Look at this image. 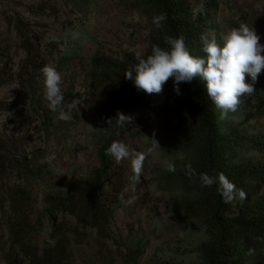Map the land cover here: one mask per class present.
<instances>
[{"label": "trees", "instance_id": "trees-1", "mask_svg": "<svg viewBox=\"0 0 264 264\" xmlns=\"http://www.w3.org/2000/svg\"><path fill=\"white\" fill-rule=\"evenodd\" d=\"M67 1L80 7L90 0ZM123 4L147 29L141 57L149 55L153 45L166 48L168 37L180 36L190 54L200 56V38L215 31L214 17L222 1L125 0ZM160 15L165 19L157 27L153 19ZM136 57L130 51L94 56L84 69L85 92L62 99L65 106L60 107L67 111L70 103L85 104L89 95L95 97L96 124L90 139L96 165L63 192L47 195L44 211L33 223L30 193L20 188L13 191L8 199L19 234L16 243L26 246L45 216L49 231L40 254L34 257L35 264H66L70 243H84L87 232L101 248L107 244L124 248L112 229L115 206L137 173L135 159L142 158L139 172L144 171L147 148L143 152V145L156 152L158 165L149 184L160 196L169 230L178 236L172 258L168 256L171 260L156 264H264V133H252L231 119L264 117V101L256 85L223 120L198 78L181 83L179 95L169 78L161 91L164 104L159 106L125 79ZM245 82H249L246 77ZM120 114L127 116L123 124L118 122ZM113 143L125 145L129 155L119 161L108 155ZM126 249L124 261L134 263V253Z\"/></svg>", "mask_w": 264, "mask_h": 264}, {"label": "rangeland", "instance_id": "rangeland-1", "mask_svg": "<svg viewBox=\"0 0 264 264\" xmlns=\"http://www.w3.org/2000/svg\"><path fill=\"white\" fill-rule=\"evenodd\" d=\"M124 1L90 0L75 7L67 0H0V264H35L34 257L40 254L49 231V221L42 216L31 241L26 246L16 243L19 234L9 208L10 194L17 188L30 193L33 223L44 211L47 195L63 192L96 165L90 139L96 124L95 97L89 95L85 104L70 103L67 111L61 105L52 111L41 70L51 66L60 74L64 100L68 94L85 92L84 69L94 56L124 51L141 56L147 29L125 8ZM220 1L214 17L216 29L209 36L220 40L227 30L243 24L253 28L264 44L263 0ZM255 85L264 101V69ZM146 96L156 105L164 104L161 92ZM60 111L69 119H59ZM232 118L252 133H264V117ZM141 147L142 151L147 148L144 171L131 176L124 198L115 206L112 229L125 247L107 244L101 248L87 232L84 243H70L66 264H156L172 258L177 235L169 230L160 196L149 184L158 165L156 152ZM126 246L134 253V263L124 261Z\"/></svg>", "mask_w": 264, "mask_h": 264}, {"label": "clouds", "instance_id": "clouds-1", "mask_svg": "<svg viewBox=\"0 0 264 264\" xmlns=\"http://www.w3.org/2000/svg\"><path fill=\"white\" fill-rule=\"evenodd\" d=\"M164 19L163 15L155 17L153 24L159 27ZM200 40L203 55L197 56L190 54L182 36L168 37L165 40L166 48L157 44L152 46L151 53L146 57L137 54L136 63L124 73L125 79L130 80L138 91L159 94L171 78L173 91L179 95L181 83L190 84L198 78L203 82L208 98L219 111L220 119H225L230 112L237 110L242 96L254 92L253 85L264 69V44L260 43V37L253 28L243 24L227 30L219 42L214 35H202ZM41 71L45 97L50 102L51 110L56 111L62 102L60 74L51 66H45ZM246 75L249 82H245ZM124 117L127 116L120 114V124L124 123ZM58 118L67 120L69 116L60 111ZM107 154L119 161L126 158L129 152L125 145L113 143ZM141 159L137 158L133 163L137 173ZM231 191L232 186L228 185V192Z\"/></svg>", "mask_w": 264, "mask_h": 264}, {"label": "crops", "instance_id": "crops-1", "mask_svg": "<svg viewBox=\"0 0 264 264\" xmlns=\"http://www.w3.org/2000/svg\"><path fill=\"white\" fill-rule=\"evenodd\" d=\"M224 11H225V10H224ZM220 12H221V11H220ZM220 12H219V13H220ZM227 15L229 16V12H227ZM225 16H226V15H225ZM219 36H220V35H219Z\"/></svg>", "mask_w": 264, "mask_h": 264}]
</instances>
